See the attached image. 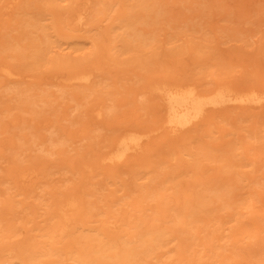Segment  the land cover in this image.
Returning <instances> with one entry per match:
<instances>
[{
    "label": "rangeland",
    "instance_id": "obj_1",
    "mask_svg": "<svg viewBox=\"0 0 264 264\" xmlns=\"http://www.w3.org/2000/svg\"><path fill=\"white\" fill-rule=\"evenodd\" d=\"M25 1L0 0V68L9 67L16 72L14 79L19 82V86L31 87L30 90L37 93L46 89L44 91L47 96L44 97L40 93L41 97L45 98L44 102L37 101L35 104L25 105L12 99L13 94L0 89V107L5 105L10 113V116L3 117L0 113V119L3 120H0V139L6 136L15 138L17 124L24 126V123H31L33 126L20 129L19 140L23 139V132L26 130H32L38 137L61 134V137H69V140L67 143L50 147L49 151H43L42 159L36 156L40 158V162L39 158L31 156L34 161L30 157L32 163L28 161L26 167L20 166L25 163L22 157L17 164H14L13 158L12 161L0 158V166L3 165L0 168L1 192H6L5 186H9L11 180L17 185L10 189L12 194L19 190L25 193V196L21 192L13 195V198L11 196L9 202L12 212L0 214V246L3 243L13 244L12 246L18 249L33 240L44 239L38 233L48 229L52 221L61 223L59 216L52 208L48 209V205L54 206L64 195L73 192L78 195L79 201L84 200L87 204L83 203V208L78 213L67 211L71 222L62 233L63 236L57 235L50 253L38 255L30 264H128L115 258H102L98 262L78 261L73 258L81 253L82 246L96 243L92 238L91 241H83L90 237L79 238L77 229L85 228L93 238L95 234L103 239L118 240L127 229L128 225L124 222L132 220L133 217L138 223L141 220L147 222L153 215L159 219L161 209H167L165 201L169 193V190H163V185L159 184L163 175H171L175 193L179 183L186 177L191 183L195 178L207 176L212 172L207 169V164L214 167L215 162L201 160L197 165L195 162L190 165L191 162H188L191 159L181 160V157L188 155L177 154L181 148H190L210 138L211 136L207 138L209 131L210 135L215 136L214 139L217 137L215 140L222 144L228 140L231 142L237 136H244L249 131L253 135L250 133L248 136L257 135V138L264 139V102L259 106L207 109L199 124L190 129L183 127L173 130L164 121L165 111L160 95L149 89L154 82L191 83L202 92L219 84L230 85L236 90L264 89V0H113L115 5L112 10L104 6V12L97 13L96 16L92 15L94 11L90 8L97 0H52L51 5L49 0L48 3L45 0H27L26 4ZM85 3L88 8L84 11L82 21L90 24L78 28L74 25L75 17L72 13L75 14L74 9L80 10ZM107 16L135 20L134 31L140 33L138 38L141 41H135L126 47V42L122 41L120 44H123L124 48L121 47L117 54L111 55L108 51L109 36L101 35V31H106L105 28L109 26ZM25 17L34 20L43 18L39 22L48 27L47 41L51 53L61 51L68 57L66 62L51 65L41 59L38 63L40 65L28 67L18 56V50L14 52L5 49L6 42L15 43L19 40V44L25 45L27 37L32 36V33L29 32V35L27 32L32 28L24 24ZM35 32L33 35L39 40L45 39L46 36L39 30ZM79 67L92 70V67H97L93 72L91 84L100 77H107L106 80L110 83L104 89L107 92L103 88L97 90V86L89 95L84 96L83 90L79 91L81 86L78 85L65 87L64 92L53 85H43V82L54 81L61 85L66 75L77 71ZM5 82L6 79L0 75V84ZM77 90V93L70 94ZM72 95L79 103L70 98ZM96 110L101 112L100 118H94ZM11 114L15 115L16 124L11 123ZM50 124L58 126L59 132L52 134L49 129L55 128ZM43 125L50 127L46 130ZM124 128L146 131L148 150L131 155L123 163L109 165L102 162L100 153L110 149L113 135ZM188 134L190 136L187 138ZM252 137L237 139L247 142ZM187 143L188 145H184ZM51 151L56 153L50 154ZM5 161L9 163L5 164ZM146 163L151 167L161 165L147 174L144 171L151 167L144 168ZM166 163H171V166H166ZM83 165H86V168ZM13 166L17 168L12 170ZM29 167L27 176L29 179L32 178L31 175L36 178L22 181L24 183L17 182V172L24 169L27 172ZM189 168L197 173H192L195 178L183 176L181 173L177 176L174 174L180 169ZM12 172H15L14 175ZM257 173L264 175V166ZM150 174L153 176L149 177ZM34 179L38 182L32 190L33 185L30 184ZM87 181L93 184H88ZM164 184L166 185V182ZM23 185H28L27 189L31 191ZM198 188L196 183L191 184L186 203H194L195 197L191 193ZM238 189V192L247 191L246 186ZM249 189L254 194L247 198L258 205L260 210L256 211L261 213L260 218H256L257 213L252 212L254 208L248 207L246 203V207H242V210L246 211L239 215L238 221L230 223L251 217L246 224H259V236L253 243L261 246L264 245V190L256 183ZM87 192H91V195ZM247 194L248 192H245L242 195L244 199ZM180 200L176 203H180ZM173 212L174 210L170 209L168 213ZM6 218L9 220L4 221ZM139 224L143 228L146 227V224ZM248 233L250 234L251 230ZM128 235L129 233L125 234ZM248 239L247 236L239 240L238 243H243L240 250L233 244L226 245L228 258L221 261L218 257L222 252L218 254V251L215 252L218 255L212 258L193 257L186 261L180 260L182 254L188 255V252H178L179 241L175 239L168 244L170 251L153 258L148 256L146 259L149 261H140L138 264H264L263 259H257L258 255L245 257L248 255L244 248ZM158 249L156 251L160 252ZM71 251L74 254L71 255ZM171 257L176 258L170 260ZM156 260L160 262L153 263Z\"/></svg>",
    "mask_w": 264,
    "mask_h": 264
},
{
    "label": "bare ground",
    "instance_id": "obj_2",
    "mask_svg": "<svg viewBox=\"0 0 264 264\" xmlns=\"http://www.w3.org/2000/svg\"><path fill=\"white\" fill-rule=\"evenodd\" d=\"M45 2L48 3V0H45ZM49 2L51 5L52 0H49ZM114 5L115 3L113 0H97V2H95V5L90 9H93L94 11L92 15L96 16L97 13L100 14L104 12V6L106 9L109 8L108 10H112ZM87 8V3H85L84 7L80 8V10L76 8L74 9L75 14L73 12L72 15L75 17L74 25L76 27L79 28L82 25L87 26V24H90L89 22L86 23L82 21L84 17V11H86ZM25 18H23V20ZM41 19L39 18L34 20L31 18H26L25 23H23L32 28L30 31H27L29 35L30 33H32V36L27 37L28 40L25 45L19 44V40L18 42L14 41L15 43H8L5 41V49L8 48L12 51L14 50V52L15 50H18L20 52L18 56H20V58L26 63V66L28 67L38 64L39 62H41V59H44L51 65L62 64L66 62L65 60H67L68 57L66 55H63L61 51L51 53L52 50L49 49L50 44L47 41L49 38L47 35L48 27L46 24L44 25L39 22ZM107 19L109 21V26L105 28L106 31H101V35L103 36L104 34L109 36L108 51L111 55L112 53L117 54L121 47L124 48L123 44H120V42L122 41L123 43L126 42L125 47L127 45L129 46L130 43L133 44V42L135 41H141V39L138 38V35H140V33L134 31L135 20H132L130 18H109L108 16ZM36 30H39L43 36H46L44 40L41 41L37 38L36 35H33V32H35ZM12 55L14 56L15 54ZM92 68L94 69H86L85 67L80 69L79 67L77 71L66 75L67 77L64 79V82L61 85H59L58 83H54L55 81L43 82V85L44 83L45 87L53 85L57 87V89H60L61 92H64L66 90L65 87L68 88L71 87V85H78L81 86V88H79V91L80 89H82V92H84V96L89 95V93L96 89L97 86H99L97 90L100 91L102 90V88L104 90L110 84L106 80L107 77H100L98 80L94 81V84H91L93 82H91L94 75L93 72L97 70V67ZM0 75H2L6 79L5 83L0 84V89L10 95L13 94L12 99L21 101L25 105L35 104L37 101H45V98H42L40 93H42L44 97L47 96V92H45L46 89H42L43 91L45 90L44 92L41 90V92L39 91L40 93H37L34 90L31 91V87L23 88L19 86V82L14 79V76L17 75L16 72H14L9 67L3 66L2 68H0ZM100 83L101 85H99ZM149 89L160 95L165 111L164 121L169 126H171L173 130L182 129L183 127H187L190 129L195 124H199V121L203 120L204 113L207 109H214L224 106H259L264 102V89L260 90L256 88H247L243 90H236L234 87L227 84H219L209 89L208 91L202 92L191 83L176 84L168 82H154L149 86ZM77 92L78 90L70 94H75ZM70 98L77 100L74 95H72ZM77 103H79L78 100ZM0 113H2V117L7 115L10 116L9 108H7L3 104L2 107H0ZM100 116L101 112L99 110H96L94 118H100ZM11 123H17L14 114H11ZM50 125L52 128H55L49 129L52 134L53 132L55 134L59 132L58 126L53 124ZM50 125L48 126L50 127ZM26 126L30 127L33 125H31V123H24V126L23 124H17L16 127L18 132L17 130L16 133L14 132L15 138L6 136L3 139H0V147H2V149L0 148V158H3V160L9 159L11 161L13 158V160L15 161L14 164H17L16 162L20 161L22 157V160L25 161V163L23 165L20 164V166L26 167V163L28 161H31L32 157L35 156L34 158H36V156H40L42 159L43 151H49L48 149L50 147L56 144L59 145L67 143V141L69 140V137H61V134H58L60 136H53L49 134L38 137L33 133L32 130H26L25 132H23V139L19 140V134H21V132L19 131ZM42 127L47 128L46 130H48L49 128L44 125ZM210 133L211 131H209V135L207 136V138L210 136L212 137ZM250 133L252 132L249 131V133H247L246 135L237 136V138L252 137L253 133L251 136H248L250 135ZM147 135L148 134L146 131H141L136 128L121 129L113 135L110 142V149L106 152H101L102 154L100 153L99 157L101 158L102 162L104 161L109 165L123 163L131 155L135 153H144L148 150L145 141ZM189 136L190 135L188 134L187 138ZM211 137L207 140H202L201 143L195 146H191L190 148H181L177 152V154L180 156H191L190 158L188 156L185 158L181 157V160L183 161L185 159H191L188 162H191L190 165L193 164V162H195V164L197 165L201 160H204L215 162V166L211 167L210 164H207V169L211 170L212 172L207 176H200L197 178L192 175V173H196L192 168H189L187 170H185L186 168L182 170L180 169L178 172L174 173L175 176L181 173V175L183 176H190L191 178L196 179L190 183L189 181H187L188 179L186 177L179 183L178 187L175 186L177 187L175 193L173 189L174 185L172 184V178L170 179L171 175L168 173L163 175V180L159 184L163 185V190H169L170 194L168 193V195H166L167 200L163 199L166 200L165 205H167V209H161L159 219L153 215L152 219L148 220L147 222L143 220L139 221V223H142L143 226L146 224L147 228H143L139 226L140 224L136 222L134 220L135 218L133 217L132 220L124 222V224H127L128 226L127 229H125L124 233L118 237V240L113 238L103 239L99 236H96L95 234L93 238L87 231H85V228L79 227L77 229L79 238L90 237L89 239H84L83 241H91L93 239L96 240V243L82 246L80 250L81 253L75 255L73 258L78 261L88 262H98L99 260L101 261L102 258H115L127 262L128 264H138L140 263V261H149L146 259L148 256L149 258H153L156 255L161 256L164 253L170 251L171 247L168 246L169 242L178 239V252L182 250L188 252V255L183 253L180 260L184 259L186 261L193 259V257L195 259L200 257L212 258L213 256L218 255L222 252L220 254V257H218L221 261V259L223 260L228 258V246L226 245L233 244L235 248L240 250V248L243 247V243H238L239 240H242L244 237L248 236L249 239L247 245L246 247H244L248 255L245 257H253L258 255L257 259L261 258L264 260V248H262L264 247V245L258 246L253 243L255 242L256 237L259 236V233L257 232L258 228L260 227L259 224L256 222L251 223V225L246 224L248 222V219H251V217L246 218L241 222L230 223L231 221L237 220L239 215L246 211L242 210V207H246L244 205L246 203L248 207L254 208L252 210L253 213H257V209L260 210L255 201H249L247 197H251V195L254 194L252 193L253 191L249 189V187L252 186L253 183H256L257 186L261 187L264 190V175L257 173L264 166V139L263 137L257 138L256 135V137H252V139H249L247 142H243L238 141V139L235 137L231 140V142L228 140L224 144H222L219 140H215L217 139V137L215 139V136L212 137L213 139ZM210 140L214 141L211 142ZM184 145H188V143ZM31 150H37L38 152L31 153ZM1 151L3 152V154ZM61 151L62 149L60 147L59 152ZM49 153L53 154L56 153V151H51ZM33 159L32 161H34ZM39 160L40 158L38 159V161ZM41 162H43V160ZM8 163L9 162L5 161V164ZM34 163L35 162H33V164ZM188 163L186 164V166L188 165ZM5 164L4 166L7 167ZM28 164L31 165L30 163ZM160 165L161 164L151 167L150 164L146 163L144 165V168H151L145 170L144 172L148 174V172L159 168ZM83 166L84 168H86V165ZM166 166H171V163H169L168 165L166 163ZM2 167L3 165L0 166V168ZM15 167L16 166H13L11 167V169L15 170ZM30 167L28 168L27 172L25 169L23 171L17 172V182L32 180L35 177H33L31 173L30 175L32 178L29 179V177L27 176L29 174L28 172ZM8 169H10V167H8ZM140 171L142 170H137V172ZM15 172H12L11 174L14 175ZM214 172H216L215 175H213ZM151 176L153 175L150 174L149 177ZM7 179H9V177H7ZM149 179L151 180L152 178ZM36 182L38 181H35L34 179V182L30 184L33 185V187L30 186L32 190ZM165 182L166 185L164 184ZM87 183L93 184V182L91 181H87ZM193 183H196L199 187L198 190H195V192L191 193V195L195 197V200L193 201L194 203H186L188 199L187 197H189V187L191 186V184L193 185ZM15 185L16 184H14L13 181L10 180L9 186L8 184L7 186H5L6 192L5 190L3 192H1L0 190V214L8 213V211L10 213V211L12 210L11 203L9 202L10 197L12 196L13 198V195L19 194L21 192L19 190L14 194L11 193L10 189ZM27 186L24 187H26L27 189ZM243 186L247 187V191L245 190L238 192V187ZM22 189L24 190L25 188ZM31 189L27 190L31 191ZM245 192H248V194L244 199L242 195H244ZM87 193L88 195H91V192ZM21 194L23 193L21 192ZM28 194H26V196ZM3 195H6V197ZM178 200H180V203L182 205L180 203H176V201ZM83 203L87 204V202L84 200H82V202L79 201L78 195L74 194L73 192H69L68 194L64 195L63 198L59 200L54 206L48 205V209L52 208L56 215L59 216L61 223L52 221L48 229L40 234L38 233V235L44 237V239L33 240L32 242H28L23 245V247H18V249L14 248L15 246H12L13 244L7 245L6 243H3L0 246V252L2 255V257H0V264H30L31 260L38 255L50 253V251L52 250V244L55 242V237L57 235L63 236L62 233L69 227L71 216L68 215L67 211L72 210L74 213H78L82 210ZM170 209L174 210L172 214L168 213ZM258 213L256 215V218H260L261 216V213H259L260 215ZM131 214L132 213H130V215ZM50 215L51 214L49 213V216ZM8 220L9 218H6L4 221ZM166 223H169V225H166ZM120 230L122 231V229ZM250 230L251 233L249 234L248 231ZM127 233H129V235L125 236V234ZM96 234L99 235L98 232ZM227 238L229 240L232 238V240L229 241L227 240ZM228 241L229 243H227ZM186 247L187 249H185ZM261 248L262 250L258 251ZM157 249L160 252H157ZM217 251L218 254L215 253ZM70 254L72 255L74 254V252L71 251ZM175 258L176 257H171L170 260ZM177 259L179 260L178 257ZM159 262V260H156L153 263ZM255 263L260 264V262Z\"/></svg>",
    "mask_w": 264,
    "mask_h": 264
}]
</instances>
